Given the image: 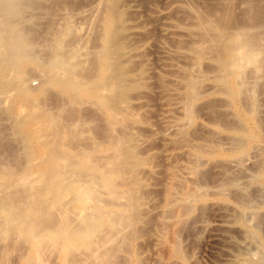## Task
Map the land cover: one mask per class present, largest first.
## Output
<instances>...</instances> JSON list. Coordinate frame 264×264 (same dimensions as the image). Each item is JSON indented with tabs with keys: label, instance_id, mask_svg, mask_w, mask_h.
<instances>
[{
	"label": "rangeland",
	"instance_id": "rangeland-1",
	"mask_svg": "<svg viewBox=\"0 0 264 264\" xmlns=\"http://www.w3.org/2000/svg\"><path fill=\"white\" fill-rule=\"evenodd\" d=\"M16 2L0 22L27 39L25 101L57 129L31 152L9 133L37 112L0 93V164L22 179L6 175L0 198L23 199L51 164L90 192L84 212L74 193L52 207L56 232L79 231L67 253L55 230L35 243L0 227V264H264V0ZM58 54L77 93L47 84Z\"/></svg>",
	"mask_w": 264,
	"mask_h": 264
},
{
	"label": "bare ground",
	"instance_id": "bare-ground-1",
	"mask_svg": "<svg viewBox=\"0 0 264 264\" xmlns=\"http://www.w3.org/2000/svg\"><path fill=\"white\" fill-rule=\"evenodd\" d=\"M17 1V0H16ZM14 0H0V8L1 9H4L5 10V14L6 16L10 15V17L12 16L11 14L13 12H17L19 10H16V4ZM17 3V2H16ZM17 6H20V4L18 3ZM21 8V7H20ZM18 9V8H17ZM2 11V10H1ZM0 11V12H1ZM21 12V11H20ZM19 12V13H20ZM2 13V12H1ZM16 15V14H14ZM13 15V16H14ZM2 16H3V13H2ZM18 15H16L17 17ZM9 17V18H10ZM1 19H4L1 18ZM8 19V18H7ZM11 20V19H10ZM1 22H0V72L2 71H6L9 73V76L7 78H4V79H1L0 78V93H13L12 96L14 97V103H17L15 106H16V109L15 111L17 110H20L21 109V104L22 103H26L28 109L30 112H34V111H38V108H39V105L36 103L38 99H36V101H33L35 103L33 104H30L32 101H28L30 103H28L27 101H25V97L24 95L26 94V88H24V86L22 85L23 82H21L22 78V70L24 71V68L26 67V64H28L29 62H31V59H30V56L28 53H27V47L26 45H28L27 42V39H25V37L23 38L22 37V33L20 34L19 31L18 33L17 30L14 32L11 28H9V31L5 28H2L3 25L1 26ZM13 27V25H12ZM17 28V27H16ZM11 29V30H10ZM242 38V37H241ZM240 39V38H238ZM237 40V38L234 37L232 41V43L230 45H232L235 41ZM245 42H241V41H235V43L233 44V47L232 46H229V49L232 50L234 53H232V55L234 57H237L238 54L240 55H248L249 57V54L251 51H249V48L247 47L248 45L245 46ZM249 44V43H248ZM26 46V48H25ZM250 46V44H249ZM232 49H231V48ZM251 47V46H250ZM231 51V52H232ZM249 52V54H248ZM60 53V52H59ZM227 54V53H226ZM52 55L54 56L55 53ZM59 54L55 57H53L49 64L47 66H49L51 68V70H56V67L58 68L57 72H53L55 73L54 76H50L52 78L49 77V81H47V84L50 85V86H55V87H58L60 88L61 90H64V91H68V90H71V91H74L77 93V91L82 87V81H80L79 79L81 78H78L77 75L75 74V71L72 73V70L70 69V63L69 65L63 63L62 61V58L60 59L59 57ZM231 58V57H230ZM250 58V57H249ZM34 58L32 57V60ZM72 60V58H71ZM230 60V59H229ZM34 61V60H33ZM66 61V60H65ZM36 62V61H35ZM227 62V61H226ZM234 62V61H233ZM232 62V63H233ZM38 64V63H37ZM34 65V64H33ZM36 65V64H35ZM41 65V64H40ZM72 65V64H71ZM25 66V67H24ZM39 66V65H38ZM37 66V67H38ZM73 66V65H72ZM46 67V66H45ZM63 68L60 69L64 75H61L62 72H60L59 68ZM236 67V66H235ZM44 68V67H43ZM48 68V67H47ZM239 68V67H238ZM65 69V70H64ZM54 70V71H55ZM234 70V69H233ZM241 70V69H240ZM27 72V70H26ZM48 72H49V68H48ZM52 72V71H51ZM61 74H60V73ZM232 72V70H231ZM25 73V72H24ZM22 73V74H24ZM58 73V74H57ZM52 74V73H51ZM60 74V75H59ZM231 77V76H230ZM231 81V80H230ZM118 84V83H117ZM109 85V84H107ZM228 85V84H227ZM106 86V85H104ZM45 89V88H44ZM42 89V90H44ZM47 90V88H46ZM12 91V92H11ZM38 91V90H37ZM70 91V92H71ZM40 92V91H39ZM45 92V90H44ZM72 92V93H74ZM9 93V94H10ZM42 94V92L40 93ZM11 95V94H10ZM233 95V94H232ZM33 96V95H32ZM36 96V95H35ZM27 99V98H26ZM40 99V98H39ZM31 100V98H30ZM20 101V103H18ZM40 102V100H38ZM41 103V102H40ZM38 108H37V106ZM104 105L108 104L107 102H103ZM41 106V105H40ZM15 108V107H13ZM41 110L42 107H40ZM44 112V111H43ZM46 112V111H45ZM36 113V114H33L31 116H27L25 118H22L21 120H17V121H13L14 124L11 123V126L13 128L14 131H10L9 134H12V132H14L13 134H15L16 138L19 139L20 141H23L22 143H25L26 146H31L32 145V148H31V152H33V147L35 145V143H38L44 136H46L50 130H53L52 128H55L54 131L57 129L54 125H52V122L54 123V121L51 120V118L49 117V115L47 113ZM17 114V113H16ZM15 114V115H16ZM14 116V115H13ZM17 116V115H16ZM15 117V116H14ZM16 118V117H15ZM16 120V119H15ZM56 125V123H54ZM10 126V127H11ZM54 126V127H53ZM58 127V126H57ZM52 132V131H51ZM50 132V133H51ZM56 132V131H55ZM49 133V134H50ZM53 134V132L51 133ZM14 136V138H15ZM15 138V139H16ZM251 138V137H250ZM16 139V140H17ZM15 140V142H16ZM58 141V140H57ZM55 142L53 145L54 147L59 144V142ZM14 142V141H13ZM11 144V143H10ZM52 145V147H53ZM2 146V145H1ZM59 146V145H57ZM57 146L55 148H57ZM4 148V147H3ZM8 149V148H7ZM2 152V150H1ZM11 152V151H10ZM57 152V151H55ZM54 152V153H55ZM13 153V152H12ZM59 153V152H58ZM62 154V152H60ZM10 154V153H9ZM59 154V156H63ZM11 155V154H10ZM55 157L58 156V154H54ZM58 156V157H59ZM4 157V156H3ZM13 157V155H12ZM55 157H52L54 158V162L53 163H57V160ZM10 158V157H9ZM60 158V157H59ZM58 158V160H59ZM65 158V156H64ZM66 159V158H65ZM56 160V161H55ZM61 160V159H60ZM63 160V158H62ZM1 162V160H0ZM7 162V161H6ZM4 163H1L3 165L0 164V190H2L1 188L4 187V190L6 191V189L9 187V185H7L6 189H5V184L6 182H4V177L7 175L9 176V172L11 173L13 171H10V169L12 167H10V165L8 164L7 166H4ZM11 163V162H10ZM73 163V164H72ZM71 164L74 165V162H72ZM71 164H69V167L72 166ZM52 166L49 167L48 169V175L50 174V176H45V172L43 170H41L38 166L35 168V172L33 174V183H36L34 185L35 188H31V186H29L28 188H31L32 189V194L29 192L27 194H30L29 196H31V198H33L34 200H31V198L27 197L30 199L31 202H28V204H26L27 202V198L26 196L28 195H25V191L27 189H24L23 192H24V196H23V199L24 197L26 198L25 199V206L23 205V207L19 206L18 205V202H16V200L18 199V197H15L14 199V196L17 194L19 195V197L21 196L20 194L18 193H14L13 196L11 195V197L9 198H5V195L4 197L0 198V216H2L1 218V221H0V227L3 229L2 231H4L5 233H8L10 232L11 230H17L18 232H20L21 234L23 235H26L27 238L29 237L30 240H32V242H35V243H39L40 240L42 239V237L44 236V233L48 234V236H51L52 234L54 235V232L52 234H49L51 233L52 231H54L55 229H53V223L51 220L50 222V219L53 218L54 219V216L51 212L52 207L56 204H59L57 203L59 201L60 198H63V195L65 194H68V193H74L75 194V201H76V205H78L82 210L83 208H85V199L86 197L88 196V192L90 191H87L88 189L83 190L84 188H81L80 184H78L81 188L80 189H77L73 183V180L75 179V176H74V179L71 180V178L69 177H72V176H69L68 178H66V176H63V174H60V172L62 170H59V168H57V166L51 164ZM79 164L76 163V166L78 167ZM10 168H9V167ZM75 166V167H76ZM75 167H70V168H75ZM92 168H94L93 166H90ZM89 167V168H90ZM114 167V166H113ZM71 169V170H72ZM98 169V168H97ZM105 169V168H104ZM114 169V168H113ZM99 170V169H98ZM112 170V169H111ZM70 171V169H69ZM63 172V171H62ZM61 172V173H62ZM102 172V171H101ZM100 172V173H101ZM13 173V172H12ZM72 173V172H71ZM75 173V172H74ZM73 173V174H74ZM15 174V173H14ZM46 174V175H47ZM65 174V173H64ZM110 174V173H109ZM63 176L64 178L61 179V177ZM68 175H69V172H68ZM67 175V176H68ZM104 175V174H103ZM11 176V175H10ZM9 176V177H10ZM14 175H12V178L13 180H11L10 178H6V179H9L11 182L13 181L14 182V179H15V183L16 182V178H13ZM79 176V175H78ZM76 176V177H78ZM102 177V176H101ZM107 177V176H106ZM26 178H29V177H26ZM94 178V177H93ZM99 178V177H98ZM103 178V177H102ZM105 178V176H104ZM109 179V178H108ZM29 180V179H28ZM79 180V179H78ZM95 180H99V179H95ZM107 180V179H106ZM22 181V179H21ZM20 182H18L17 184L20 185ZM77 181V179H76ZM9 182V183H11ZM12 182V185H16V184H13ZM75 182V180H74ZM108 182V180H107ZM110 182V181H109ZM8 183V184H9ZM23 183V182H22ZM99 183V182H98ZM106 183V182H105ZM96 184V183H95ZM10 186V187H13V186ZM23 185V184H22ZM77 185V183H76ZM100 185V184H99ZM108 185V184H107ZM113 185V184H112ZM17 186V185H16ZM114 186V185H113ZM15 187V186H14ZM26 187V185H25ZM85 187V186H84ZM87 187V186H86ZM89 187V186H88ZM112 187V186H111ZM17 188V187H16ZM79 188V187H78ZM90 188V187H89ZM20 189V188H18ZM23 189V188H22ZM93 189V188H92ZM104 189V188H103ZM109 189V188H108ZM95 190V189H94ZM93 190V191H94ZM13 191H15L13 189ZM21 191V189H20ZM3 192V191H2ZM1 192V193H2ZM4 193V192H3ZM2 193V194H3ZM10 193V192H9ZM5 194V193H4ZM12 194V193H11ZM23 195V193H21ZM16 195V196H17ZM1 196V195H0ZM9 196V195H8ZM7 196V197H8ZM66 196V195H65ZM13 197V198H12ZM22 197V196H21ZM20 197V198H21ZM74 197V195H73ZM93 197V196H92ZM18 199V200H23V199ZM67 198V196H66ZM47 200V201H46ZM73 200V199H72ZM73 200V201H74ZM87 200V199H86ZM92 200V199H91ZM29 201V200H28ZM47 203H46V202ZM89 201V199H88ZM90 202V201H89ZM95 202V201H94ZM131 202V201H130ZM73 203V202H72ZM95 204V203H94ZM130 204V203H129ZM21 205V204H20ZM63 206V205H62ZM89 206V205H88ZM55 207V206H54ZM53 207V208H54ZM59 207V205H58ZM91 207V206H90ZM130 207V206H129ZM127 208V207H126ZM56 209V208H55ZM61 209V208H60ZM130 209V208H129ZM91 210V209H90ZM93 210V209H92ZM123 210V209H122ZM62 211V210H61ZM84 212V210H82ZM95 211V210H94ZM98 211V210H96ZM95 211V213H97ZM99 212V211H98ZM124 212V211H123ZM131 212V211H130ZM104 213V212H103ZM106 213V212H105ZM128 213V211H127ZM133 213V212H132ZM51 214L53 216H51ZM89 214V213H88ZM108 214V213H107ZM112 214V213H110ZM109 214V215H110ZM135 214V213H134ZM114 215V214H112ZM88 216V215H87ZM102 216V215H101ZM108 216V215H106ZM86 217V216H85ZM90 217V216H89ZM97 217L99 218L100 216L97 215ZM113 217V216H112ZM117 217V216H116ZM130 217V216H129ZM92 218H95L92 217ZM92 218H90V220H93ZM109 218V217H108ZM123 218V217H122ZM135 218V217H134ZM87 219V218H86ZM112 219V218H111ZM113 220V219H112ZM116 220V219H115ZM67 221V220H66ZM83 221V219H82ZM95 221V220H94ZM118 222V220H116ZM130 221V220H129ZM88 222V221H86ZM85 222V223H86ZM117 222H116V225H117ZM127 222V221H125ZM102 223V222H101ZM108 223V222H107ZM110 223V222H109ZM91 224V223H90ZM106 224V223H105ZM111 224H114V223H111ZM84 225V224H83ZM99 225V224H98ZM86 226V225H85ZM100 226V225H99ZM114 226V225H113ZM56 227V226H55ZM71 227V226H70ZM79 227V226H78ZM82 227V226H81ZM87 227H91V226H88ZM98 227V226H97ZM58 228V227H57ZM84 228V227H83ZM88 228H84L85 230ZM102 228V227H101ZM100 228V229H101ZM104 228V227H103ZM102 228V229H103ZM59 229V228H58ZM57 229V230H58ZM75 229H76V226H75ZM82 229V228H80ZM79 229V230H80ZM98 229V230H100ZM15 230V231H16ZM94 230V229H93ZM85 231V232H87ZM76 232V231H75ZM75 232H71L70 230L67 231L65 229H61L58 230L56 232L55 230V233L56 235V241L58 240L59 241V247H61V250H62V253H65L66 251L69 250V248H71V246H73V244H75L77 242V237L75 234ZM79 231L77 230L76 234L78 233ZM99 232V231H98ZM45 234V235H46ZM92 234V233H91ZM19 235V234H18ZM82 235V234H81ZM78 236V234H77ZM47 237V235H46ZM44 237L43 239L45 240ZM79 238V236H78ZM89 238V237H88ZM42 239V240H43ZM52 239V237H51ZM54 239V238H53ZM75 243L73 240H75ZM4 240V238H3ZM52 241V240H51ZM55 241V240H53ZM52 241V242H53ZM43 243V241H42ZM55 244H58L55 243ZM40 245V244H39ZM35 246V245H34ZM35 247H38V246H35ZM67 253V252H66Z\"/></svg>",
	"mask_w": 264,
	"mask_h": 264
}]
</instances>
